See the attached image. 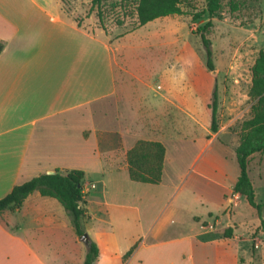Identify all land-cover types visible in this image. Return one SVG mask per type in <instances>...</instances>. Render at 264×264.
Masks as SVG:
<instances>
[{"label":"rangeland","instance_id":"rangeland-1","mask_svg":"<svg viewBox=\"0 0 264 264\" xmlns=\"http://www.w3.org/2000/svg\"><path fill=\"white\" fill-rule=\"evenodd\" d=\"M77 2L92 4V0ZM181 2L183 15L159 18L142 27L139 0H107L101 5L103 24L113 40L118 90L113 103L122 117L123 136L106 139L100 131L86 141L87 134L58 164L65 167L62 170L85 171L87 208L93 216L85 227L91 228V234L100 229L109 232L108 209L118 212L121 204H138L149 219L173 198L172 208L183 227L200 228L206 221L209 224L202 227L217 228L218 233L233 228L235 236L223 244V264H264V228L257 210L234 193V186L222 196L223 188L216 185L218 181L227 188L240 174L236 149L243 123L252 116L248 92L253 66L264 52V0H222L216 17L204 14L199 19L196 16L205 11L207 0ZM91 13L101 26L97 7ZM208 22L212 23L206 30L212 68L199 32ZM215 93L217 133L211 131ZM138 140H154L166 147L164 181L159 186L132 181L124 168L126 148ZM248 171L264 219V152L250 157ZM182 180L188 189L175 197L174 188ZM56 203L59 217L70 224L67 212Z\"/></svg>","mask_w":264,"mask_h":264},{"label":"crops","instance_id":"crops-1","mask_svg":"<svg viewBox=\"0 0 264 264\" xmlns=\"http://www.w3.org/2000/svg\"><path fill=\"white\" fill-rule=\"evenodd\" d=\"M91 8L77 0H0V200L17 185L64 169L59 159L87 134L86 141L100 131L106 139L123 136L113 103L118 97L113 40ZM238 177L227 188L217 181L222 196ZM186 186L182 180L172 195ZM172 199L158 213H148L149 219L138 204L106 210L109 232L86 229L99 249L95 264H223L228 238L202 227L206 221L200 228L183 227ZM57 201L35 192L21 209L0 214V264H84L87 245L59 217Z\"/></svg>","mask_w":264,"mask_h":264},{"label":"trees","instance_id":"trees-1","mask_svg":"<svg viewBox=\"0 0 264 264\" xmlns=\"http://www.w3.org/2000/svg\"><path fill=\"white\" fill-rule=\"evenodd\" d=\"M107 0H92V10L98 9V17L102 28L103 24L101 5ZM222 0H207V7L203 13H199L196 19L208 14L214 18L221 10ZM181 0H139L137 16L139 27H142L156 19L183 15ZM212 26L211 22L199 29L200 35L206 44L208 54V66H212V51L210 40L206 36V30ZM3 46L0 45V51ZM253 79L248 96L252 101V116L243 123L241 142L236 149L237 162L240 168L239 177L234 185V193L244 196L248 203L257 210L264 228L262 216L263 204L256 202V194L252 180L249 176V159L256 153L264 152V52H261L252 69ZM212 110L211 131H219L218 120V94H214ZM166 159V147L163 143L151 140H138L136 144L126 152V168L132 181L142 184L159 185L163 179V171ZM86 174L78 169H56L54 174L43 173L29 181L15 186L12 191L0 200V214L6 210L16 211L22 208L26 199L38 192L43 197L54 198L62 205L70 217L72 227L78 237L86 234L85 223L90 219L87 208V193L84 190ZM233 228L224 232L226 238L233 236ZM138 244H135L124 256L127 262L134 253ZM99 257L97 244L89 239L87 254L84 264H95Z\"/></svg>","mask_w":264,"mask_h":264},{"label":"water","instance_id":"water-1","mask_svg":"<svg viewBox=\"0 0 264 264\" xmlns=\"http://www.w3.org/2000/svg\"><path fill=\"white\" fill-rule=\"evenodd\" d=\"M54 173L55 171H48V174H54ZM80 240L87 245V243L89 242L88 234H84L83 236H81Z\"/></svg>","mask_w":264,"mask_h":264},{"label":"built area","instance_id":"built-area-1","mask_svg":"<svg viewBox=\"0 0 264 264\" xmlns=\"http://www.w3.org/2000/svg\"><path fill=\"white\" fill-rule=\"evenodd\" d=\"M85 190V189H84ZM86 192V191H85Z\"/></svg>","mask_w":264,"mask_h":264}]
</instances>
